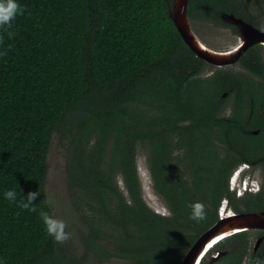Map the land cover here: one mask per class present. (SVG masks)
Returning <instances> with one entry per match:
<instances>
[{
  "label": "trees",
  "instance_id": "trees-1",
  "mask_svg": "<svg viewBox=\"0 0 264 264\" xmlns=\"http://www.w3.org/2000/svg\"><path fill=\"white\" fill-rule=\"evenodd\" d=\"M18 2L26 11L14 21L15 36L2 34L0 45L11 46L0 56V264H81L39 217L41 208L52 214L45 185L54 135L66 154L73 205L90 227L88 246L100 260L181 264L219 220L225 197L236 213H264V184L240 205L229 190L237 165L264 158V48L240 57L242 71L217 67L203 77L213 66L183 41L174 0ZM222 13L237 14L233 0H189L192 21L227 26ZM139 148L148 149L168 216L143 199ZM8 190L16 203L4 198ZM30 191L40 194L35 213L18 206ZM196 202L207 213L199 223L187 207ZM249 237L243 231L219 244L229 249L223 264H241ZM256 258L264 259V240L248 264Z\"/></svg>",
  "mask_w": 264,
  "mask_h": 264
},
{
  "label": "rangeland",
  "instance_id": "rangeland-1",
  "mask_svg": "<svg viewBox=\"0 0 264 264\" xmlns=\"http://www.w3.org/2000/svg\"><path fill=\"white\" fill-rule=\"evenodd\" d=\"M198 37L203 40L207 46L214 50L226 51L234 47L239 38L234 33H230L228 29L212 28L208 24H195ZM234 70H242L238 64L233 65ZM217 69L216 66L208 68L203 77H208ZM230 107H227V113L230 112ZM48 176L46 180V196L48 205L53 215L63 219L68 224V231L73 233V238L63 244L64 248L71 256L81 264H130L121 259L100 260L91 251L87 242V235L90 233V227L81 211H78L69 194L66 177V154L63 147L60 145L58 136L54 135L49 153H48ZM137 167L142 185V196L148 207L154 212L161 215H170V210L166 202L155 193L153 180L149 171V156L147 148H139L137 155ZM119 188L126 195L121 176L116 179ZM257 242L256 236L251 240V245L254 246Z\"/></svg>",
  "mask_w": 264,
  "mask_h": 264
},
{
  "label": "flooded vegetation",
  "instance_id": "flooded-vegetation-1",
  "mask_svg": "<svg viewBox=\"0 0 264 264\" xmlns=\"http://www.w3.org/2000/svg\"><path fill=\"white\" fill-rule=\"evenodd\" d=\"M233 3L235 4V8L237 10V14L236 15L234 13H222L220 15V19L223 22H225L226 24H228L227 26L222 25V24L214 21L213 19H210V20H201V19L194 20L193 19V21H192L189 18V22H190L192 30L194 31L193 24L195 26L194 28L196 29V25L195 24H200V23L208 24L212 28L228 29V31H230V33H234L239 38L238 43L234 47H232L231 49L236 48L238 46H241L243 44V42L245 41V38H244V35L242 33L241 28L238 25L229 22L227 20V18H226L227 16H234L235 18L240 19V20L244 21L245 23L251 25L253 28H255L257 30H263L264 31V0H233ZM233 26L236 28L235 30H234ZM194 33L196 34L195 31H194ZM203 43L206 45V43L204 41H203ZM254 46H261L262 48H264V43L262 42V43L254 44V45L250 46L248 49H250L251 47H254ZM209 48H211V47H209ZM211 49H213V48H211ZM231 49H229V50H231ZM226 51H228V50H226ZM237 63H234L232 65H228V66H233V65H235ZM212 66H214V65H212ZM223 67H225V66H223ZM229 109H230V112L227 113V115H229L231 113V110H232L231 107ZM226 112H227V110H226ZM226 112H225V114H226ZM252 132L254 134H257L258 130H254ZM219 145L222 147L223 144L220 143ZM263 184H264V158L263 157H259V158H256L254 160L252 159L251 162H249L247 160L242 161L233 170V172H232V174H231V176L229 178V190H230V193L235 198L237 203L239 202L238 203L239 205H240V202L243 199H245L246 197H248L250 195H253V194L255 195L258 192H260L261 189H262ZM222 207H225V212H227V211L228 212H234L232 210V208L230 207V202H229V199L227 197H225L221 201V205H220L219 210H218V215H219V211H220V209ZM234 213H236V212H234ZM259 214H261V213H259ZM247 231L250 234L249 245L251 246V250H250L249 255H247L245 257V259L241 262V264H248V261L250 260V254L252 252L255 253L261 247V245L263 244V240H264V230H262V229L255 230V229H253V230H247ZM232 235H234V234H232ZM232 235H230V236H232ZM230 236H227L224 239L220 240L210 250H208L205 253L204 257L202 258V260L200 261L199 264H223V260L222 259L228 254L229 249H223L222 246H220L219 244H221V242L223 240H225L226 238H228ZM255 236L257 238V242H256V244L254 246H252L251 245V240ZM259 240H260V243L257 246V243H258ZM187 252H186V254H187ZM184 257H183V259H184ZM111 259H109V260H111ZM113 259H115V258H113ZM127 262H129V261H127ZM129 263L132 264L131 262H129Z\"/></svg>",
  "mask_w": 264,
  "mask_h": 264
},
{
  "label": "water",
  "instance_id": "water-1",
  "mask_svg": "<svg viewBox=\"0 0 264 264\" xmlns=\"http://www.w3.org/2000/svg\"><path fill=\"white\" fill-rule=\"evenodd\" d=\"M188 3L189 0H174L172 19L185 44L197 57L203 59L205 62L217 67L232 65L238 62L241 55L250 46L257 43H264L263 30H257L234 16H227L226 18L229 22L236 24L241 28L245 41L241 46L228 50L229 52H236L229 57H218L209 51H205V49H203L204 47L208 50L212 49L205 45L192 30L188 17ZM229 213H231V215H229ZM227 225H231L232 229H236L232 234L253 229L264 230V213L225 212V207H222L219 211V220L197 239L194 245L188 250L181 264H197L202 254L207 252L205 250H207L210 241ZM259 243L260 240L258 241L257 246Z\"/></svg>",
  "mask_w": 264,
  "mask_h": 264
},
{
  "label": "clouds",
  "instance_id": "clouds-1",
  "mask_svg": "<svg viewBox=\"0 0 264 264\" xmlns=\"http://www.w3.org/2000/svg\"><path fill=\"white\" fill-rule=\"evenodd\" d=\"M26 11V6H22L18 0H0V45L3 44L4 37L7 34L9 39L15 36L12 31L14 21ZM11 46L0 51V56H7ZM39 191L28 192L19 203V207L30 212H37L35 202L39 198ZM4 198L12 203L17 201V193L14 190H8L4 193ZM191 209L189 218L197 223L207 219L206 207L203 203L196 202L187 205ZM39 217L43 222L46 234L51 237L55 243L63 245L73 238V233L68 231V224L65 220L57 218L43 208L39 210ZM253 264H264V259L256 258Z\"/></svg>",
  "mask_w": 264,
  "mask_h": 264
},
{
  "label": "bare ground",
  "instance_id": "bare-ground-1",
  "mask_svg": "<svg viewBox=\"0 0 264 264\" xmlns=\"http://www.w3.org/2000/svg\"><path fill=\"white\" fill-rule=\"evenodd\" d=\"M205 49V51H209L210 53H212L213 55L215 56H218V57H229L233 54H235L236 52L233 51V52H229V51H219V50H208L207 48H203ZM236 231V229H232L231 225H227L225 226L209 243V245L207 246V250L205 251H208L210 250L217 242H219L220 240H222L223 238L229 236L230 234L234 233ZM206 252H204V254H202V256L199 258L198 260V263L200 262V260H202V258L204 257Z\"/></svg>",
  "mask_w": 264,
  "mask_h": 264
},
{
  "label": "snow or ice",
  "instance_id": "snow-or-ice-1",
  "mask_svg": "<svg viewBox=\"0 0 264 264\" xmlns=\"http://www.w3.org/2000/svg\"><path fill=\"white\" fill-rule=\"evenodd\" d=\"M229 215H231V213H229Z\"/></svg>",
  "mask_w": 264,
  "mask_h": 264
}]
</instances>
